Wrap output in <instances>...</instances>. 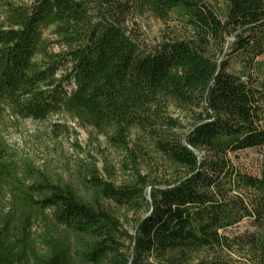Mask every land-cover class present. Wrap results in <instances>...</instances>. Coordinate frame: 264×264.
Listing matches in <instances>:
<instances>
[{
  "label": "trees",
  "instance_id": "obj_1",
  "mask_svg": "<svg viewBox=\"0 0 264 264\" xmlns=\"http://www.w3.org/2000/svg\"><path fill=\"white\" fill-rule=\"evenodd\" d=\"M144 17L188 35L149 47L130 29ZM263 56L264 0H0V114H65L124 151L140 129L175 171L160 182L133 168L115 187L93 168L86 198L1 147L3 188L78 243L47 237L41 254L0 223V264H264ZM254 150L255 175L239 164ZM109 203L143 214L133 235Z\"/></svg>",
  "mask_w": 264,
  "mask_h": 264
},
{
  "label": "rangeland",
  "instance_id": "obj_2",
  "mask_svg": "<svg viewBox=\"0 0 264 264\" xmlns=\"http://www.w3.org/2000/svg\"><path fill=\"white\" fill-rule=\"evenodd\" d=\"M15 1L28 4L35 0ZM130 29L149 47L168 37L188 35V31L175 21L161 22L150 17L136 19ZM59 51L55 48V52ZM261 61L264 64V56ZM72 88L68 87L69 90ZM169 112L173 119L182 123L181 134L186 133L190 128L188 115L176 108H171ZM128 139V151H124L112 145L106 131L96 130L65 114L53 115L43 122L16 120L8 114H0V150L3 147L18 159L23 171L24 164H29L54 182L72 184L86 198L91 191L83 179L93 168L115 187L131 182L133 168L149 177L150 181L161 182L175 174L170 164L157 152L147 132L134 129ZM260 159L258 151H249L241 155L239 164L255 175L259 171ZM132 160L136 163L133 164ZM107 205L118 216L124 230L133 235L136 221L143 214L126 213L114 203ZM0 223L13 239L23 238L26 228L30 244L41 254L45 251L44 239L47 237L67 235L72 242L78 243L75 235L51 222L49 212L41 213L20 206L9 189L1 184ZM245 226L246 223H242L239 229L244 230Z\"/></svg>",
  "mask_w": 264,
  "mask_h": 264
},
{
  "label": "water",
  "instance_id": "obj_3",
  "mask_svg": "<svg viewBox=\"0 0 264 264\" xmlns=\"http://www.w3.org/2000/svg\"><path fill=\"white\" fill-rule=\"evenodd\" d=\"M184 144L186 145V142L184 141Z\"/></svg>",
  "mask_w": 264,
  "mask_h": 264
}]
</instances>
